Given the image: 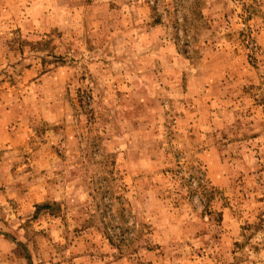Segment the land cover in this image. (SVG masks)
Segmentation results:
<instances>
[{
  "label": "rangeland",
  "instance_id": "1",
  "mask_svg": "<svg viewBox=\"0 0 264 264\" xmlns=\"http://www.w3.org/2000/svg\"><path fill=\"white\" fill-rule=\"evenodd\" d=\"M0 264H264V0H0Z\"/></svg>",
  "mask_w": 264,
  "mask_h": 264
},
{
  "label": "trees",
  "instance_id": "2",
  "mask_svg": "<svg viewBox=\"0 0 264 264\" xmlns=\"http://www.w3.org/2000/svg\"><path fill=\"white\" fill-rule=\"evenodd\" d=\"M158 23V21H156ZM48 205H44L42 208H47Z\"/></svg>",
  "mask_w": 264,
  "mask_h": 264
}]
</instances>
